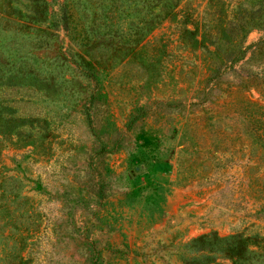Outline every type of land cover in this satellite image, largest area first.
<instances>
[{
    "label": "rangeland",
    "instance_id": "rangeland-1",
    "mask_svg": "<svg viewBox=\"0 0 264 264\" xmlns=\"http://www.w3.org/2000/svg\"><path fill=\"white\" fill-rule=\"evenodd\" d=\"M0 264H264V0H0Z\"/></svg>",
    "mask_w": 264,
    "mask_h": 264
}]
</instances>
